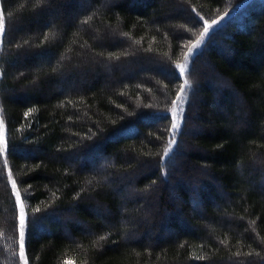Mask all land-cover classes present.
<instances>
[{"label":"trees","instance_id":"1","mask_svg":"<svg viewBox=\"0 0 264 264\" xmlns=\"http://www.w3.org/2000/svg\"><path fill=\"white\" fill-rule=\"evenodd\" d=\"M219 17L183 76L182 37ZM21 250L264 264V0H0V264Z\"/></svg>","mask_w":264,"mask_h":264},{"label":"rangeland","instance_id":"2","mask_svg":"<svg viewBox=\"0 0 264 264\" xmlns=\"http://www.w3.org/2000/svg\"><path fill=\"white\" fill-rule=\"evenodd\" d=\"M181 9H182V7H181ZM222 17H219V18H216L215 20H212V21H210V22H208L207 24H211L212 25V27L209 29V33L215 28V27H217L219 24H221L222 23V20L223 19H221ZM224 18V17H223ZM213 21H218V23L217 24H213L212 22ZM205 27V26H204ZM204 32V28H202L201 29V31L199 32V33H196L197 34V36L195 37V38H191V39H189L190 37H192V36H194V35H187L186 34V36L185 37H182V39H181V41H182V44L186 47V50L184 51V56H183V59H182V61H181V63H180V65H179V71H180V73L184 76L185 75V72H186V70L188 69V67L191 65V62H192V60H193V58L195 57V55H196V53H198V50H199V48H200V46L202 45H200L198 48H193V45L194 44H196V42L197 41H199L200 39H201V33H203ZM193 34V33H192ZM195 34V35H196ZM207 36V35H206ZM205 36V37H206ZM205 39V38H204ZM190 50H191V52H190ZM159 63V62H158ZM198 63H201V60H200V62H199V60H198ZM160 64V63H159ZM183 67V72H181V68ZM209 80V79H208ZM187 81L186 80H184L183 79V82H182V86H181V89L183 88V92L181 91V89H180V91H179V93H178V95H177V97H176V100H175V103H174V106L171 108V110H172V119H173V125H180V123H181V119H180V115H182V109H183V105H184V101H185V97H186V94H187V92H186V89H187V87H188V85H187V83H186ZM210 82V81H209ZM196 111V110H195ZM194 115H195V112H194ZM194 115H193V117H194ZM173 127V126H172ZM188 130V132L187 133H189L190 131H192L193 130V126L192 127H190L189 129H187ZM171 138H170V142H169V147H168V150L170 151L171 149H172V140L173 139H175V136H176V128H172V130H171ZM173 136V137H172ZM188 169H191V170H188L189 172H190V174L188 175V178H187V180L188 181H192V183L194 182H196L197 181V179H195L194 180V178L192 177V175H191V172L193 171V169H194V167L191 165V167H188ZM147 170V169H146ZM198 172H199V170H198ZM175 176H174V178L171 180V181H174V180H176V179H180V177L178 176V175H176V173L174 174ZM196 175V174H195ZM199 175V174H198ZM184 178V177H183ZM182 179V178H181ZM170 181V182H171ZM171 184V183H170ZM169 184V185H170ZM197 185H199V183L197 184ZM170 187V186H169ZM167 189H168V187H167ZM162 188H160V186L158 187V188H156V191H155V193H153V196L155 197L154 198V202H153V205H151V207H149L148 208V206H147V212H146V215H145V219H144V221H142L143 222V224H144V226L147 228H149V229H152L151 231L153 232V234H156L157 233V231H158V229H156V228H153L154 226H153V223H154V221H162L160 218H158V219H154V216H156L157 215V213H155L156 212V210H158V209H160V204L161 203H159V201H158V199H157V196H159V194L160 193H162ZM167 192L169 193L170 192V190L168 189L167 190ZM172 193V192H171ZM170 193V194H171ZM20 208V216H21V218L23 217V213H22V208L21 207H19ZM149 210V211H148ZM163 210L164 211H166L167 212V210L165 209V207H163ZM150 226H151V228H150ZM135 235H137L136 234V232H131L130 233V235L128 236V237H132V236H135ZM21 257H22V261H23V264H26V262L24 261V257H23V255H22V250H21Z\"/></svg>","mask_w":264,"mask_h":264},{"label":"snow or ice","instance_id":"3","mask_svg":"<svg viewBox=\"0 0 264 264\" xmlns=\"http://www.w3.org/2000/svg\"><path fill=\"white\" fill-rule=\"evenodd\" d=\"M221 19H223V17L221 18ZM213 24H217L218 23V21H213L212 22ZM212 27V25L211 24H207V22H205V27H204V32L203 33H201V39L199 40V41H197L196 42V44H194L193 45V48H198L201 44H202V42L204 41V38H205V36L206 35H208L209 34V29ZM190 52H191V50H190ZM183 67L181 68V72H183ZM187 83V82H186ZM181 91L183 92V88L181 89ZM173 127L174 128H177L178 126L177 125H173ZM174 142V141H173ZM168 155V153L166 152L165 153V156H167ZM21 228L23 229V217L21 218ZM21 247H23V231L21 232Z\"/></svg>","mask_w":264,"mask_h":264}]
</instances>
